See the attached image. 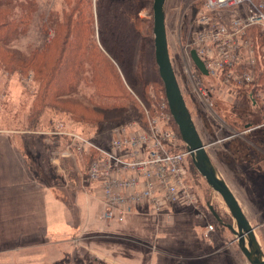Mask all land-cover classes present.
<instances>
[{
  "label": "rangeland",
  "instance_id": "1",
  "mask_svg": "<svg viewBox=\"0 0 264 264\" xmlns=\"http://www.w3.org/2000/svg\"><path fill=\"white\" fill-rule=\"evenodd\" d=\"M153 1L122 0V5L118 0H115L114 4L113 1L107 3L106 0H19L20 3L28 2L30 8L15 11L17 17L20 16L19 10L26 13L28 17L21 21L22 26L26 24V28L18 29L12 36L16 40L15 46L18 51L43 52V56L37 62L44 58L43 63L50 62L49 68H51L54 64L51 60L57 57L66 39L68 23L72 22L75 26L72 27L69 48L77 51L84 47L88 50L85 51V61L84 58L81 60L80 52L74 53L75 55L79 53L80 68L73 70L72 74L77 76L75 83L78 77H81V80L75 85L78 95L70 101L77 100L80 104H90V100L84 101L85 96L88 98L91 93L94 94L96 89H100L107 81H111L114 85V88L110 89L112 98L116 93V97L130 100L124 86L125 80L134 89L137 97L141 98L145 88L138 85L133 75L137 71H135L137 66L147 64L150 83L149 90L146 91V100L150 103H148L149 107L155 110V107L159 108L164 102L167 104V110H170L155 61ZM99 2L102 3L101 6L111 11L104 17L111 18L112 12L118 9L120 12H114L116 16L137 19L134 29L126 34L130 40L133 38L132 35L136 39V54L131 62L134 71L129 69L122 73L117 65L120 64L118 59L115 60L117 63L115 64L103 51L106 56L99 53L101 50L97 25V18H100L97 8ZM204 2L205 0H166L165 9L171 62L189 111L194 114L205 108L198 100L194 85L189 78L187 72L189 65H186L184 56L192 43L196 16ZM11 18L18 19L13 16ZM102 38L111 39V35H103L101 40ZM139 53L141 56L138 58ZM89 56L92 60L88 58ZM5 57L0 55V132H10L13 141L23 147L24 153L29 158L33 156L31 164L35 170V163L38 165L40 176H49L54 162L56 167L54 178L58 183L62 185L69 183L70 187H75L80 181L83 189L84 187L89 189V184L84 179L88 157L86 161L83 159L78 167H72V165L63 167L61 159H64L62 155L67 140L64 138L56 142L57 140L54 141L49 135L47 138L37 133L51 132L59 125H63L69 132L83 133L89 138L97 137L95 140L107 147L112 139L111 130L131 119H125V115L123 117L121 115L120 119L112 120V117L116 115L115 112L99 110L103 113L101 119L105 118L102 124L74 120L68 116L69 113L62 112V108H53L49 93L44 94V83L42 84L38 79V73L36 75L34 69L32 72L31 69L25 71L26 74L21 75L18 70L22 64L9 66V61L4 59ZM106 61L111 63L108 66L109 69H104L103 65H107ZM92 63L98 72L96 85L88 81L90 79L87 74L88 65ZM113 71L116 74L114 77H112ZM207 82L212 80L209 77L201 79L205 87L209 85ZM214 92H217L214 94L215 97L218 92L223 93L219 89H214ZM147 96L150 97V101ZM79 110L76 109L72 113L76 115L86 113L82 109ZM35 111L38 113L36 114ZM255 112L258 113L256 110ZM231 113L234 112L231 111ZM87 114L93 115V108L88 107ZM240 114L243 116L245 113L241 111ZM242 119L244 123L261 120L251 121L245 117ZM233 120L229 115L228 119H225L230 130L233 128ZM172 126L177 127L175 121H172ZM8 145V135L0 133V152L3 153L5 162L13 165L15 157L5 153ZM60 168L64 169V172ZM219 171L235 196L240 197V189L244 190L241 184L242 177L239 174L240 167L229 165L227 169L220 167ZM191 172V183L199 196V201L197 205L187 209L175 208V215L169 212L170 218L165 214L156 215L146 207L127 214L123 222L105 223L97 219V214L102 211L101 203L92 194L86 196L85 192H81L82 201H79V210L86 233L80 238L77 237V241H70L45 251L17 249L20 248L19 244H7L1 239L16 238V241L24 243L40 234L42 230L51 231L69 227L71 219L68 210L64 206H59L55 199L52 200L45 189L23 198H11L0 190V264H250L240 251L233 234L217 223L209 209L212 207L225 223L230 224L233 217L226 203L197 172L192 161ZM253 189H255L254 184ZM63 192L66 193V190H61L60 193ZM248 198L246 206L243 205V207L247 211L246 215L264 252V226L261 227L264 225L262 224L264 200H259L255 191H251ZM67 199L71 198L67 197ZM70 203L73 201L70 200ZM53 208L55 210L52 216ZM261 212L263 216H260ZM4 225H11V229L5 230ZM210 226L214 229L211 230ZM32 227H35L39 233L23 230L33 229Z\"/></svg>",
  "mask_w": 264,
  "mask_h": 264
},
{
  "label": "built area",
  "instance_id": "2",
  "mask_svg": "<svg viewBox=\"0 0 264 264\" xmlns=\"http://www.w3.org/2000/svg\"><path fill=\"white\" fill-rule=\"evenodd\" d=\"M192 45L213 74L255 60L264 70V0H205L196 16ZM246 79H252L249 72ZM138 102L141 118L113 128L107 147L97 137L69 132L63 125L45 133L65 137L62 157H88L84 179L100 191L99 215L105 223L123 222L127 214L146 207L170 218L172 206L191 207L199 201L191 183L190 153L172 126L167 104L153 110Z\"/></svg>",
  "mask_w": 264,
  "mask_h": 264
},
{
  "label": "trees",
  "instance_id": "3",
  "mask_svg": "<svg viewBox=\"0 0 264 264\" xmlns=\"http://www.w3.org/2000/svg\"><path fill=\"white\" fill-rule=\"evenodd\" d=\"M106 1L107 3L113 1L114 4L115 0ZM118 2L123 5L122 0H118ZM101 4L102 3L100 2L99 5L97 4V8L99 10L100 15V18H97L98 35L100 38L99 45L101 49L99 50V53L103 56L107 55L112 62H115V60L118 59L117 61L120 64H117L116 62L115 64L118 65L122 73H125V71H128L129 69L134 71V66H131V62L136 54V39L132 35L133 38L131 37L132 39L130 40L126 34L128 32H131V29H134L133 27L136 26L137 19L133 17L122 18L120 16H116L114 12H120V10L118 9L112 12L113 16L111 18L104 17L105 15H109L111 11L108 8H104L103 6H101ZM29 8L30 5L28 2L20 3L19 0H0V55L2 57L6 56L4 59L9 61V66H17L18 64H22V66H19L20 69L18 70L19 74L21 75L26 74L24 73L25 71L31 69L32 72V70L34 69L36 71V75L38 73V79L41 80L42 84L44 83V94H46L47 92L49 93V97L52 100L53 108H62L63 110L61 111L69 113L70 115L68 116L74 120L77 119V121L80 122L90 121L89 123L102 124L105 118L101 119L103 113L99 112V110H109L115 112L116 115L112 117V120H118L124 115L125 119L130 118L131 120H134L141 118L142 112L141 106L138 102L139 97H137V94L135 93L134 89L127 83L123 75L122 76L125 80L124 86L130 100H127L126 98L124 99L123 97H116V93L114 94L115 97L112 98L110 89L114 88V85L111 81H107L101 86L100 89H96V92H94V94L91 93L88 98H86L85 96L84 101L90 100V104H80L77 100L70 101L71 98L74 99V96L78 95L76 94L77 87L75 85L81 80V77H78V81L75 83L77 76L76 74H72L73 70H78L80 68V63L78 62L79 53L78 55H75L74 53L80 52L81 60L82 58H84L85 61V51L88 50L84 47L82 50L80 48L77 51H74V49L69 48V41L72 36V27L75 26L74 23H68L66 39L62 44L57 57H55L54 60H51L52 62H54L51 68H49L50 62H46L45 64L43 63L44 58H42L40 62H37L39 58L43 56V52H40L39 50H33L31 53H24L20 50L18 51L15 46L16 40L13 39L12 35L15 34L18 29L24 30L26 28V24H23L22 26L21 21H23L24 18L28 17V15L19 10L18 12L20 13V16L17 17L15 15V11L17 9L27 10ZM12 16L18 19L11 18ZM107 34L111 35V39L102 38L101 40V37ZM79 47H81V45ZM102 51L106 55H104ZM23 56H27V58H23ZM140 56L141 53H139L138 58ZM88 58L92 60L90 56ZM106 62L107 65H103L104 69H109L108 66H110L111 63L110 61ZM145 66L139 65L136 67L135 71H137L133 75V79L138 83V85H141L143 88H145V92L141 94L142 97L140 96L141 98L139 99L145 100V102L143 100L142 102L146 106H149L150 103L146 100V91L148 92L150 83L148 76L149 70L147 64H145ZM83 73L85 72L83 71ZM87 74L90 78L88 81L91 84L96 85L98 82V72L97 69H95L93 63L92 65H88ZM114 76H116V74L113 71L112 77ZM129 81L130 83H132L131 80ZM99 90H101L100 93ZM148 100L150 101V97L148 98ZM88 107L93 108V115L87 114ZM76 109H80L79 111H81L82 109L86 113H79V115L72 113ZM35 112L36 114L38 113V111ZM94 118L96 120H92ZM173 128L179 132L177 127L173 126ZM88 162L89 159L87 160V163Z\"/></svg>",
  "mask_w": 264,
  "mask_h": 264
},
{
  "label": "flooded vegetation",
  "instance_id": "4",
  "mask_svg": "<svg viewBox=\"0 0 264 264\" xmlns=\"http://www.w3.org/2000/svg\"><path fill=\"white\" fill-rule=\"evenodd\" d=\"M192 50L197 54L191 43L184 56V61L186 65H189L187 68L189 78L194 85L198 100L205 109L195 114L190 113H192L191 116L202 143L218 171L220 167L227 169L229 165L240 167L239 174L242 177L243 183L241 184L244 190L240 189L238 198L233 194L246 215L247 211L243 205L246 206V201L249 199L248 194L251 195V191L256 192L259 200H264L263 65L261 61L255 60V62L237 67L233 71L213 74L207 63L200 59L208 72L207 75H204L192 60L190 54ZM190 68L192 69L190 70ZM247 72L251 75V80L246 79ZM204 77H209L212 80V82H207L210 87L209 85L205 87L201 83V79ZM221 86L223 88H220ZM214 89L222 90L223 93L218 92L215 97L214 94L217 92H214ZM240 110L245 113L243 116L240 114ZM228 115L234 119L231 130L225 121L226 118L228 119ZM242 117L251 121L261 120L244 123ZM221 175L225 180L223 174ZM225 182L227 183L226 180ZM253 184L255 189H253ZM260 216H263L262 212ZM246 217L248 218L247 215Z\"/></svg>",
  "mask_w": 264,
  "mask_h": 264
},
{
  "label": "water",
  "instance_id": "5",
  "mask_svg": "<svg viewBox=\"0 0 264 264\" xmlns=\"http://www.w3.org/2000/svg\"><path fill=\"white\" fill-rule=\"evenodd\" d=\"M165 9L166 0L153 1L155 61L163 82L170 113L178 127L182 141L190 153L193 166L205 179L210 188L222 197L233 219L230 224L225 223L215 210L209 207L212 215L219 224L229 229L233 234L240 251L245 255L250 264H264V252L257 240L254 228L244 214L233 192L210 159L186 104L171 62ZM190 54L195 65L204 75H207V69L196 52L192 50Z\"/></svg>",
  "mask_w": 264,
  "mask_h": 264
},
{
  "label": "crops",
  "instance_id": "6",
  "mask_svg": "<svg viewBox=\"0 0 264 264\" xmlns=\"http://www.w3.org/2000/svg\"><path fill=\"white\" fill-rule=\"evenodd\" d=\"M2 134L8 135L9 145L6 146V154L15 157L14 164H8L5 162L3 158V153L0 152V190L5 192V195L11 196V198H23L26 196H31L33 193L39 192V190L45 189V191L49 192L50 197L55 199L59 206H64L68 212L71 219V224L66 228H56L54 230H42L40 234H37L27 240L24 243H20V241H16V238H7L4 237L3 240L7 244H19L17 249H35L45 251V249L52 248L55 246L65 245L70 241H77V237L80 238L81 235L86 233V230L83 229V218L81 217V213L79 210L80 202L82 201V197L80 195L81 192H85L86 196L90 194L93 195L94 198L97 199L102 205L101 202V194L100 191L95 189L94 186L89 187V189H84L81 187V182L78 181L75 187H70V185H62V183H58V181L54 178L55 168L54 162L53 167L51 169V173L49 176L42 177L39 173V167L35 163L36 170L33 168V156L30 158L28 155L24 153L23 147L19 146L17 142L13 141V138L10 135V132H0ZM47 133V132H45ZM45 133H37L38 135H42L48 138ZM51 137V136H50ZM65 137H53L52 139L56 142L60 140H64ZM67 144V142H66ZM65 144V146H66ZM64 146V147H65ZM64 158L61 159L63 162V167L68 165L71 167H78L80 162L82 161L80 158ZM84 163V162H83ZM85 165V163H84ZM86 166V165H85ZM61 171L64 172V169L60 168ZM74 170V169H72ZM71 171V169L69 170ZM63 181V180H61ZM61 190L66 193H60ZM43 191V192H45ZM69 195V196H68ZM71 196V197H70ZM67 197L71 199H67ZM70 200L73 203H70ZM103 208V205H102ZM175 208L177 209H187L188 207L183 206H172L169 209V212L175 215ZM77 209V210H76ZM54 208L52 209V216L54 214ZM102 210V209H101ZM83 214V213H82ZM99 214V213H98ZM97 214V219L101 220L100 215ZM171 217V216H170ZM3 228L5 230H10L11 225H4ZM33 229H23L26 232L35 231L39 233L35 227ZM44 254V253H43ZM47 261V260H45ZM44 261V262H45Z\"/></svg>",
  "mask_w": 264,
  "mask_h": 264
},
{
  "label": "bare ground",
  "instance_id": "7",
  "mask_svg": "<svg viewBox=\"0 0 264 264\" xmlns=\"http://www.w3.org/2000/svg\"><path fill=\"white\" fill-rule=\"evenodd\" d=\"M217 221V220H216ZM224 221V220H223ZM218 222V221H217ZM225 222V221H224ZM235 239V238H234Z\"/></svg>",
  "mask_w": 264,
  "mask_h": 264
}]
</instances>
